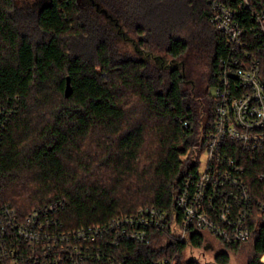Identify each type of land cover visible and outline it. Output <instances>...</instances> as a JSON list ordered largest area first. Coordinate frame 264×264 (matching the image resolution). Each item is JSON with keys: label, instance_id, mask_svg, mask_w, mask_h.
Returning <instances> with one entry per match:
<instances>
[{"label": "trees", "instance_id": "trees-1", "mask_svg": "<svg viewBox=\"0 0 264 264\" xmlns=\"http://www.w3.org/2000/svg\"><path fill=\"white\" fill-rule=\"evenodd\" d=\"M212 13L209 0H0V202L27 213L66 198L60 217L74 229L142 206L173 214L214 128L228 47ZM126 31L134 50L118 40ZM203 242L197 233L114 251L129 264L176 252L175 264H203L180 259ZM249 242L248 264H264V221L247 242L223 244Z\"/></svg>", "mask_w": 264, "mask_h": 264}, {"label": "built area", "instance_id": "built-area-1", "mask_svg": "<svg viewBox=\"0 0 264 264\" xmlns=\"http://www.w3.org/2000/svg\"><path fill=\"white\" fill-rule=\"evenodd\" d=\"M209 3L228 52L214 88V128L198 145L207 157L184 177L173 214L142 206L74 229L60 217L66 198L27 213L0 202V264H129L114 251L126 242L184 243L197 233L226 244L251 238L264 221V186L255 193L251 176L255 169L264 184V0ZM177 256L154 264H175Z\"/></svg>", "mask_w": 264, "mask_h": 264}, {"label": "rangeland", "instance_id": "rangeland-1", "mask_svg": "<svg viewBox=\"0 0 264 264\" xmlns=\"http://www.w3.org/2000/svg\"><path fill=\"white\" fill-rule=\"evenodd\" d=\"M121 29H123L121 27ZM119 42L130 50H134L135 43L137 44V35L134 32L126 31V34L120 33ZM214 94V90H213ZM207 157L206 152L201 154V161L204 163ZM227 249L229 252L230 259L227 264H248L250 258L253 256L252 243H246L237 249H229L223 244V242L214 235L206 234L205 241L201 246L192 248L191 246L186 248L180 256L181 260H186L190 257H196L203 264H216L215 254L217 251ZM264 261V254L261 256Z\"/></svg>", "mask_w": 264, "mask_h": 264}, {"label": "water", "instance_id": "water-1", "mask_svg": "<svg viewBox=\"0 0 264 264\" xmlns=\"http://www.w3.org/2000/svg\"><path fill=\"white\" fill-rule=\"evenodd\" d=\"M70 91H71V85H70V82H69V80H68L67 88H66V92H67V94H69Z\"/></svg>", "mask_w": 264, "mask_h": 264}]
</instances>
